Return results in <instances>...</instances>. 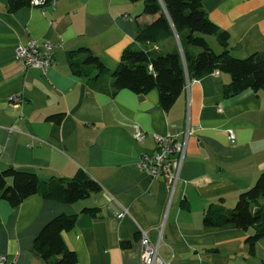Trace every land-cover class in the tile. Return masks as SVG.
I'll use <instances>...</instances> for the list:
<instances>
[{"label":"crops","instance_id":"crops-1","mask_svg":"<svg viewBox=\"0 0 264 264\" xmlns=\"http://www.w3.org/2000/svg\"><path fill=\"white\" fill-rule=\"evenodd\" d=\"M203 8L235 58L264 50V0H204ZM143 11L142 3L130 0H57L10 13L8 0H0L1 163L36 173L42 182L72 179L83 170L102 188L70 205L38 196L16 208L0 202V255L15 264H46L33 250L35 239L61 214L79 215L64 234L77 264H144L143 233L160 242V254L171 264H264V236L253 252L247 244L253 228L204 223L211 205L232 209L264 173V91L227 97L231 76L215 72L185 86L165 111L158 91L96 92L70 70L67 54L86 47L116 71L123 52L137 43L138 26L155 19ZM206 39L216 54L224 52L218 37ZM32 40L55 45L56 65L47 73L17 59L18 47ZM169 45L147 46L166 52ZM15 95L24 99L21 108L10 104ZM60 114V124L49 119ZM188 128L171 198L164 179L139 169V157L154 153L155 135L183 142ZM138 129L145 133L142 142L134 139ZM94 207L100 210L96 218L81 214Z\"/></svg>","mask_w":264,"mask_h":264},{"label":"trees","instance_id":"trees-1","mask_svg":"<svg viewBox=\"0 0 264 264\" xmlns=\"http://www.w3.org/2000/svg\"><path fill=\"white\" fill-rule=\"evenodd\" d=\"M53 0H47L49 6ZM142 3L143 13L154 17L147 25H139L136 45L122 54L119 67L110 71L83 47L67 54L73 75L82 78L96 92L116 94L129 90L138 95L158 91L161 107L168 111L185 90L188 81L200 80L215 72L227 73L231 83L226 86L227 97L247 90L264 91V50L244 59L235 58L227 49V37L211 21L203 8L204 0H130ZM32 7V0H8V10L16 13ZM216 36L225 48L216 54L206 37ZM170 43L166 52L149 46ZM60 124L63 115L49 118ZM1 164V161H0ZM102 188L86 172L80 170L72 179L52 178L42 182L36 173L10 167L0 170V202L12 208L27 199L38 196L46 201L75 204L99 194ZM264 173L256 184L243 192L232 210L223 205H211L205 212L204 223L209 228L233 225L255 234L247 239L251 251L264 236ZM99 208H85L81 214L96 218ZM77 214H61L48 222L35 239L34 252L46 264H77L76 253L71 250L64 234L72 231L78 221Z\"/></svg>","mask_w":264,"mask_h":264},{"label":"built area","instance_id":"built-area-1","mask_svg":"<svg viewBox=\"0 0 264 264\" xmlns=\"http://www.w3.org/2000/svg\"><path fill=\"white\" fill-rule=\"evenodd\" d=\"M47 0H32V7L44 8ZM57 0H53L50 5L54 6ZM55 45L51 41L32 40L26 45L18 47L17 59L23 63L26 69H38L43 73L55 67ZM190 81L186 86H190ZM24 99L15 95L11 98L10 104L13 108H21ZM191 134L188 128L184 133V141L179 142L173 135L159 136L155 135L156 150L153 154H141L139 157L138 167L142 172L147 173L152 179H164L170 188L171 198L174 195L176 187L181 179L184 160L187 150V138ZM230 139L233 141L234 134L230 132ZM137 142L145 139V133L138 129L134 134ZM126 211L121 212L118 218H124ZM163 227L160 231L162 237ZM142 260L144 264H171L166 261L160 254V242L154 244L146 233H143L141 239ZM0 264H15L7 256L0 255Z\"/></svg>","mask_w":264,"mask_h":264},{"label":"water","instance_id":"water-1","mask_svg":"<svg viewBox=\"0 0 264 264\" xmlns=\"http://www.w3.org/2000/svg\"><path fill=\"white\" fill-rule=\"evenodd\" d=\"M10 167H9V165H7V164H5V163H1L0 164V170H2V171H5V170H7V169H9Z\"/></svg>","mask_w":264,"mask_h":264},{"label":"rangeland","instance_id":"rangeland-1","mask_svg":"<svg viewBox=\"0 0 264 264\" xmlns=\"http://www.w3.org/2000/svg\"><path fill=\"white\" fill-rule=\"evenodd\" d=\"M209 37H212V36H208V38H209ZM206 38H207V37H206ZM233 208H234V207H233ZM233 208H232V209H233ZM232 209H230V210H232Z\"/></svg>","mask_w":264,"mask_h":264}]
</instances>
